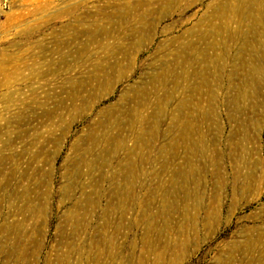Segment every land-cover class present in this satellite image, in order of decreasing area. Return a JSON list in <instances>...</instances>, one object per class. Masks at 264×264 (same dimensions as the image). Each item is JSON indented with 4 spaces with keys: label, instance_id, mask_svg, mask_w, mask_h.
I'll list each match as a JSON object with an SVG mask.
<instances>
[{
    "label": "rangeland",
    "instance_id": "obj_1",
    "mask_svg": "<svg viewBox=\"0 0 264 264\" xmlns=\"http://www.w3.org/2000/svg\"><path fill=\"white\" fill-rule=\"evenodd\" d=\"M0 264H264V0H0Z\"/></svg>",
    "mask_w": 264,
    "mask_h": 264
}]
</instances>
